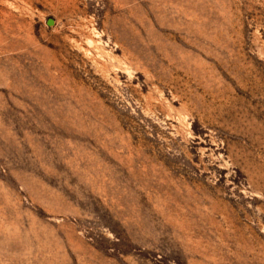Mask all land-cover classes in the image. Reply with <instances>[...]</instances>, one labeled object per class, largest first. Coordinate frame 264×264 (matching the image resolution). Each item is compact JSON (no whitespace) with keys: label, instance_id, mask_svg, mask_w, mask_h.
Here are the masks:
<instances>
[{"label":"rangeland","instance_id":"obj_1","mask_svg":"<svg viewBox=\"0 0 264 264\" xmlns=\"http://www.w3.org/2000/svg\"><path fill=\"white\" fill-rule=\"evenodd\" d=\"M0 264H264V0H0Z\"/></svg>","mask_w":264,"mask_h":264}]
</instances>
